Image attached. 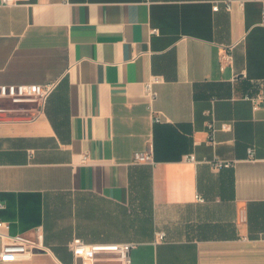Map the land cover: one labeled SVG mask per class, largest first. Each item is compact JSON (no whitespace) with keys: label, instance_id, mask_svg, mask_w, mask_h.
<instances>
[{"label":"crops","instance_id":"1","mask_svg":"<svg viewBox=\"0 0 264 264\" xmlns=\"http://www.w3.org/2000/svg\"><path fill=\"white\" fill-rule=\"evenodd\" d=\"M263 10L259 0L0 5V84L56 83L43 110L14 105L0 120V218L11 233L42 228L49 248L0 264H79L77 236L138 242L133 264H264V110L244 99L264 86ZM147 151L154 163L135 161Z\"/></svg>","mask_w":264,"mask_h":264},{"label":"built area","instance_id":"2","mask_svg":"<svg viewBox=\"0 0 264 264\" xmlns=\"http://www.w3.org/2000/svg\"><path fill=\"white\" fill-rule=\"evenodd\" d=\"M17 0H0V5H10ZM264 1V0H259ZM228 9H231V0H226ZM219 5L216 4L214 9L217 10ZM264 22V10H263ZM157 32V29H154ZM160 81V76L154 75L146 82V92L154 97L155 91L153 84ZM56 88V83H3L0 84V100L4 107L0 108V112L14 109L12 106L17 105L19 109H35L38 112L43 110L47 98ZM244 99L252 104L254 111L264 110V86L257 90L250 91L244 95ZM4 101L10 104H4ZM155 120H159L156 117ZM210 128L216 130L214 122L209 124ZM229 123H224L221 128H230ZM249 158L254 159V150L249 148ZM89 158L87 153L83 154L82 160L87 161ZM186 158L192 161L196 160L194 154L186 155ZM136 162L154 163L153 155L150 151L136 152L134 157ZM218 166H230L232 163L226 160H219ZM198 201H205L201 194L196 195ZM0 206L2 204L0 203ZM11 224L0 218V260H18L31 258L35 253L47 251L49 248L45 244V236L43 229L38 227L34 234L11 233L9 230ZM167 233L158 231L156 240H165ZM138 246L136 241L124 242H88L82 237H74L69 242L73 256L79 261V264H133L132 251ZM78 264V263H77Z\"/></svg>","mask_w":264,"mask_h":264},{"label":"water","instance_id":"3","mask_svg":"<svg viewBox=\"0 0 264 264\" xmlns=\"http://www.w3.org/2000/svg\"><path fill=\"white\" fill-rule=\"evenodd\" d=\"M14 118L13 116L7 115L5 112H0V120H6Z\"/></svg>","mask_w":264,"mask_h":264},{"label":"rangeland","instance_id":"4","mask_svg":"<svg viewBox=\"0 0 264 264\" xmlns=\"http://www.w3.org/2000/svg\"><path fill=\"white\" fill-rule=\"evenodd\" d=\"M3 103H4V104H10V102H8V101H4Z\"/></svg>","mask_w":264,"mask_h":264}]
</instances>
